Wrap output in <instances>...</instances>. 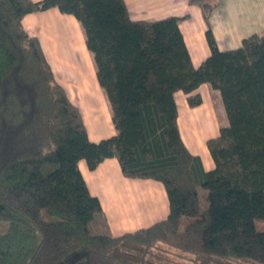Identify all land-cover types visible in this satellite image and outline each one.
Segmentation results:
<instances>
[{
  "label": "trees",
  "instance_id": "obj_1",
  "mask_svg": "<svg viewBox=\"0 0 264 264\" xmlns=\"http://www.w3.org/2000/svg\"><path fill=\"white\" fill-rule=\"evenodd\" d=\"M200 7L209 55L195 67L180 16L133 20L124 0H0V264H264V31L220 50ZM57 8L80 23L115 134L88 138L22 17ZM219 91L227 124L206 140L204 170L180 135L176 91ZM115 157L124 176L162 183L168 214L111 235L78 168ZM198 186L206 190L202 209ZM183 218L188 221L181 226Z\"/></svg>",
  "mask_w": 264,
  "mask_h": 264
},
{
  "label": "crops",
  "instance_id": "obj_2",
  "mask_svg": "<svg viewBox=\"0 0 264 264\" xmlns=\"http://www.w3.org/2000/svg\"><path fill=\"white\" fill-rule=\"evenodd\" d=\"M124 1L128 14L133 20H153L169 15L183 17L178 25L192 64L197 67L209 55L210 48L205 36L206 23L199 6L189 3L188 0ZM21 22L29 35L39 39L56 81L64 87L73 103V93H69L64 81L57 77V72L62 71L63 68H70L75 72L83 71L82 61H85V65L90 70L92 69V53L90 54L86 48L84 32L79 21L73 15L61 13L53 7L28 13L22 17ZM209 22L218 49L236 48L241 45L243 38L252 33L264 31V0H216V5L210 12ZM75 48L81 51V55L77 58L71 54ZM201 85L208 90L210 96H218L219 91L212 88L209 83ZM185 105L187 111H195L205 106V103L202 100L197 106H189L186 102ZM177 108V122L180 131L181 114L178 106ZM219 111L217 109L212 111L208 108L206 115L212 112L219 113L218 117L223 121L222 124H225L222 111ZM86 112L90 125L91 123L94 125L93 122L99 123L96 116L91 115L92 108L87 107ZM81 115L91 141L97 142L108 137L98 127L90 129L84 113L81 112ZM185 128L188 129L187 126ZM110 132L111 135L115 134L114 125ZM188 149L198 154L189 147ZM198 155L204 170L213 167L212 159L211 161L206 160L202 154ZM78 168L88 190L100 201L102 215L94 221L99 229L111 235H119L125 231L147 227L167 216L168 198L162 183L152 179L124 176L115 157L102 160L93 170L88 169L84 160H80Z\"/></svg>",
  "mask_w": 264,
  "mask_h": 264
},
{
  "label": "rangeland",
  "instance_id": "obj_3",
  "mask_svg": "<svg viewBox=\"0 0 264 264\" xmlns=\"http://www.w3.org/2000/svg\"><path fill=\"white\" fill-rule=\"evenodd\" d=\"M88 52L90 53V51ZM71 54L77 58V56L81 55V51L80 49L75 48ZM91 62V70L85 65V61H82L81 66H83V71L75 72L70 68H63L62 71L57 72V77L64 81L66 89H68L69 93H73V103H75L76 106L78 105L77 107H79L81 112L84 113L88 127L90 129L98 127L100 131L104 133V135L110 136L111 128H113L110 104L103 88L97 82L92 54ZM195 92H200L202 100L205 103V106L196 109L195 111H187L185 102L186 104L188 102L185 93L182 91L175 93L176 103L181 114V137L193 152L202 154L204 159L211 161L208 149L206 147V140L217 135L219 127L227 124V118L219 94L217 97L210 96L208 94V90L205 87H202V85L199 86L193 93ZM87 107L92 108L91 115H95V118H97L99 123L93 122L94 125H92V123L90 125L86 112ZM208 108H211L212 111L214 109H217V111L220 110L219 112L222 111V115L226 123L222 124L223 121H221L220 117H218L219 113L216 114L212 112V114L210 113V115H206V113H208ZM186 126L188 129L185 128ZM198 193L201 208L203 209L206 206V190L198 186ZM187 221V218H183L181 221V226H184ZM255 226L258 230H264V220L256 219Z\"/></svg>",
  "mask_w": 264,
  "mask_h": 264
}]
</instances>
